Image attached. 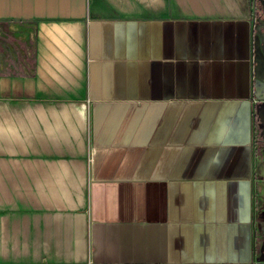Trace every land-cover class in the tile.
<instances>
[{"label": "crops", "instance_id": "obj_1", "mask_svg": "<svg viewBox=\"0 0 264 264\" xmlns=\"http://www.w3.org/2000/svg\"><path fill=\"white\" fill-rule=\"evenodd\" d=\"M255 0H0V264H264Z\"/></svg>", "mask_w": 264, "mask_h": 264}, {"label": "rangeland", "instance_id": "obj_2", "mask_svg": "<svg viewBox=\"0 0 264 264\" xmlns=\"http://www.w3.org/2000/svg\"><path fill=\"white\" fill-rule=\"evenodd\" d=\"M255 5L257 7L258 15L264 17V0H255ZM262 200H263L261 201L262 203L261 213L262 214L260 216V221H262L264 224V199ZM258 243H259V250H261L264 253V230L260 232V234L258 235Z\"/></svg>", "mask_w": 264, "mask_h": 264}]
</instances>
